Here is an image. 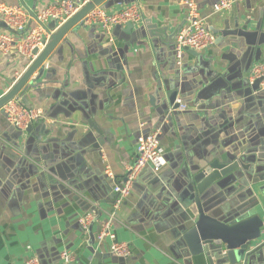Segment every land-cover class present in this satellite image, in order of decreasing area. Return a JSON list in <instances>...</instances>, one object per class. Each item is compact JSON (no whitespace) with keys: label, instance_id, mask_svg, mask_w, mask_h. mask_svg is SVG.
<instances>
[{"label":"crops","instance_id":"0c3cea01","mask_svg":"<svg viewBox=\"0 0 264 264\" xmlns=\"http://www.w3.org/2000/svg\"><path fill=\"white\" fill-rule=\"evenodd\" d=\"M58 1L0 4L38 12ZM216 2L199 1L215 44L199 58L187 51L182 67L170 38L187 8L176 0H135L143 20L133 33L116 37L114 29L109 35L82 24L20 94L24 105L45 112L46 122L21 133L0 112V264H25L33 255L58 264L64 251L76 254L74 264H230L224 256L192 255L184 237L199 217L195 176L215 161L244 158L245 168L207 188L201 203L209 214L229 224L264 220V90L243 83L264 62V45L223 34L261 25L264 35V0L214 14ZM111 5L108 12L127 6ZM28 66L26 57L0 54V98ZM174 89L188 108L164 113ZM161 126L167 164L158 172L146 168L135 182L113 227L132 255L114 257L110 239L96 241L116 200L113 187L136 161L139 134ZM87 214L95 217L88 235L79 223ZM258 242L241 264H264Z\"/></svg>","mask_w":264,"mask_h":264},{"label":"built area","instance_id":"2783aa9c","mask_svg":"<svg viewBox=\"0 0 264 264\" xmlns=\"http://www.w3.org/2000/svg\"><path fill=\"white\" fill-rule=\"evenodd\" d=\"M176 1L187 8L185 23L173 45L176 66L182 67L187 51L202 52L215 44L216 37L208 30L206 20L201 15L199 9L200 0ZM244 1L247 0H217L213 7V13L230 11L234 5ZM83 4H79L74 0H59L50 4L44 10L34 12L35 17L23 7L0 4V22L8 28L7 31L0 32V54L10 55L14 53L18 56L26 57L30 65L35 59L34 50L43 49L53 33V31L48 29V24L56 20L58 27L61 26ZM142 20L143 13L139 4L132 3L115 12H108L106 9L98 7L84 19L83 24L92 28L104 29L111 35L116 26L138 25ZM248 79L252 84L256 81H261V88L264 89V62L257 64L252 69ZM177 103L180 104L178 110H187L188 107L186 105L181 102ZM3 110L9 124L23 133L30 126L46 122L45 112L42 109L28 107L19 98L9 102ZM162 130L161 126L139 134L136 145V161L127 168L125 180L115 184L113 187L116 200L107 212L108 218L96 236V241L100 245L110 239L112 241L111 253L114 257L128 258L132 255L131 247L127 243L116 242L113 227L118 221V213L122 205L133 191L135 182L146 168H151L158 172L167 164L161 142ZM108 174L113 177L111 172H108ZM94 219L93 214H87L80 219L79 223L84 234L88 235L89 227ZM258 243L260 245L264 244V225L261 229V238ZM223 254L225 255L226 251ZM75 261V253L64 251L60 254V262L58 264H74ZM25 264L42 263L39 257L33 255L26 259Z\"/></svg>","mask_w":264,"mask_h":264},{"label":"water","instance_id":"95a60500","mask_svg":"<svg viewBox=\"0 0 264 264\" xmlns=\"http://www.w3.org/2000/svg\"><path fill=\"white\" fill-rule=\"evenodd\" d=\"M134 2L135 0H88L69 20L61 26L58 27L56 20L50 22L48 24V29L53 31V33L43 49L34 50V61L21 74V76H19L7 93L0 98V112L4 113L3 109L9 102L19 98L20 94L24 90L42 78L45 72V63L50 58L52 53L56 50L60 43L64 41V38L70 31L83 24L84 19L93 10L98 7L107 9L109 8V4H112L111 6L116 4L130 5ZM29 12L33 17H35L33 11ZM4 26L6 27L5 24ZM182 27L183 25L177 29L175 34L171 36L170 41L177 38ZM135 29L136 25L134 24H128L126 27L116 26L114 28V34L116 37H120L122 33L131 34L135 31ZM261 31V25H258L253 32L238 29L233 32L227 30L223 32V34L224 36L242 37L246 40L249 47H255L264 45V35L261 34ZM189 52L197 58L201 56L199 52L193 50H189ZM248 66H250V64H248ZM245 72L249 73L250 69L246 68ZM243 83L245 86H248L250 82L245 79ZM250 86H252L254 90H264L261 88V81H256L253 84L251 83ZM177 96L178 91L176 89L168 94V108L164 111V113L168 112L170 108L173 110L179 109L180 104L177 103ZM33 127L34 126L28 127L25 132L31 133L33 131ZM243 160L244 158H232L226 164H221L218 161H215L206 167L200 174L195 176V182L198 185V194L195 197V202L199 217L195 225L186 231L184 237L185 243L192 255L199 256L206 253L210 254L214 258L224 256L230 264H241L249 257L250 250L260 240L264 220H262L259 216H248L247 218H243L229 224L223 222L217 216L210 215L208 210L201 203V196H203L209 186L224 177L236 173L239 168H245ZM224 251H226L225 255L223 254ZM98 255L101 254L98 253Z\"/></svg>","mask_w":264,"mask_h":264}]
</instances>
